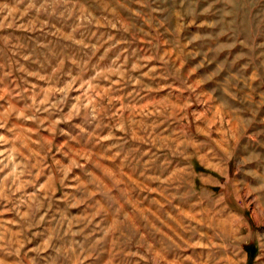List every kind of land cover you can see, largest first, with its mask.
Masks as SVG:
<instances>
[{"label":"rangeland","instance_id":"obj_1","mask_svg":"<svg viewBox=\"0 0 264 264\" xmlns=\"http://www.w3.org/2000/svg\"><path fill=\"white\" fill-rule=\"evenodd\" d=\"M0 264H264V0H0Z\"/></svg>","mask_w":264,"mask_h":264}]
</instances>
